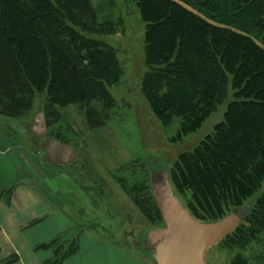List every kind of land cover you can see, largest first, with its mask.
<instances>
[{
	"label": "trees",
	"instance_id": "trees-1",
	"mask_svg": "<svg viewBox=\"0 0 264 264\" xmlns=\"http://www.w3.org/2000/svg\"><path fill=\"white\" fill-rule=\"evenodd\" d=\"M135 2L146 23L147 54L166 84L157 110L169 121L181 117L185 135L225 106L214 131L171 170L179 196L191 192L188 203L182 200L192 213L219 219L264 184V0ZM98 30L107 32L101 24ZM80 41L52 0H0V112L21 111L46 87L60 105L111 101L104 83L119 82V61ZM82 50L99 82L85 78ZM87 119L91 128L103 124L96 110Z\"/></svg>",
	"mask_w": 264,
	"mask_h": 264
},
{
	"label": "rangeland",
	"instance_id": "rangeland-1",
	"mask_svg": "<svg viewBox=\"0 0 264 264\" xmlns=\"http://www.w3.org/2000/svg\"><path fill=\"white\" fill-rule=\"evenodd\" d=\"M52 1L63 12L66 26L83 38L81 46H88L91 41L104 47L119 61L123 74L117 83H104L113 96L111 101L60 105L50 97L48 87L37 91L21 105V111L0 112V139L22 147L31 162L36 163L40 178L50 176L55 188L77 196L81 208L78 218L85 228L134 252L131 239L137 229L163 227L155 201L150 199L144 158L148 154L162 156L174 166L183 154L192 152L214 131L223 120L225 106L195 132L180 135L182 118L173 115L169 121L166 114L157 110L166 84L147 54L146 23L135 0ZM100 24L107 32L98 30ZM85 53L82 50L84 76L99 82ZM90 109L98 112L103 122L100 127H90ZM41 112L48 125L44 137L31 131L35 116ZM52 139L77 148L74 164L50 165L43 153ZM182 198L188 203L191 192ZM262 198L264 184L244 201L243 206L250 207L251 213L237 232L208 251V264H264V210L259 203ZM234 209L231 207L230 211Z\"/></svg>",
	"mask_w": 264,
	"mask_h": 264
},
{
	"label": "crops",
	"instance_id": "crops-1",
	"mask_svg": "<svg viewBox=\"0 0 264 264\" xmlns=\"http://www.w3.org/2000/svg\"><path fill=\"white\" fill-rule=\"evenodd\" d=\"M1 141L0 264H151L85 228L77 196L40 178L22 147Z\"/></svg>",
	"mask_w": 264,
	"mask_h": 264
},
{
	"label": "water",
	"instance_id": "water-1",
	"mask_svg": "<svg viewBox=\"0 0 264 264\" xmlns=\"http://www.w3.org/2000/svg\"><path fill=\"white\" fill-rule=\"evenodd\" d=\"M31 131L39 137L48 134L47 119L38 113ZM77 148L52 139L43 157L53 165L68 166L77 160ZM148 172L150 196L160 211L163 227L141 226L131 245L134 254L151 264H208V251L232 235L251 212L239 206L216 220H201L179 196L172 180V165L157 155L143 160Z\"/></svg>",
	"mask_w": 264,
	"mask_h": 264
}]
</instances>
